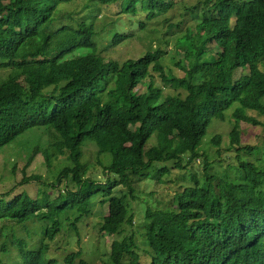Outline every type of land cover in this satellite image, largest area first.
<instances>
[{
  "label": "trees",
  "instance_id": "trees-1",
  "mask_svg": "<svg viewBox=\"0 0 264 264\" xmlns=\"http://www.w3.org/2000/svg\"><path fill=\"white\" fill-rule=\"evenodd\" d=\"M79 1L0 0V152L28 132L47 131L50 142L41 144L39 136L29 163L38 152L49 168L62 160L59 182L51 186L66 187L56 198L45 191L41 197L0 193V222L25 229L34 220L43 224L34 246L13 237L17 264H60L50 248L64 230V217L76 214L79 223L97 201L108 210L100 216L101 233L113 237L108 264H264V138L243 145L238 131L239 122L264 125L251 116L264 117V0H199L187 7L196 33L189 26L177 40L182 79L166 71L168 52L162 49L106 61L95 21L97 6L113 5L116 15L130 18L144 12L151 21L184 0H89L87 13L64 11ZM138 26L144 29L145 22ZM133 35L117 29L110 46ZM21 70L19 77L11 74ZM146 81L143 101L138 89ZM166 88L186 96H165ZM232 108L228 158L210 162L200 152L204 138ZM154 136L163 150H172L165 157L147 149ZM90 143L98 147L102 180L87 178ZM199 158L202 179L192 174V184L175 194L170 208L146 209L143 247L131 176L161 182L170 169L158 163L173 160L177 169H186ZM1 251L8 254L6 242ZM74 259L72 254L65 262Z\"/></svg>",
  "mask_w": 264,
  "mask_h": 264
},
{
  "label": "rangeland",
  "instance_id": "rangeland-1",
  "mask_svg": "<svg viewBox=\"0 0 264 264\" xmlns=\"http://www.w3.org/2000/svg\"><path fill=\"white\" fill-rule=\"evenodd\" d=\"M88 3L89 0H81L72 6L65 7L64 11L85 12V6ZM198 3L199 0H184L182 5L176 6L166 15L151 21L146 20L147 15L144 12H140L135 17L130 18L128 15H116L113 5L97 6L101 10L95 22L96 30L100 33L97 37V42L99 49H101L102 57L106 61L118 60L123 62L127 59H137L146 51L162 49L168 52L165 59L166 71H170L176 79H182L185 72L180 68V65L184 62V55L181 52L176 55V52L179 51L177 40L185 35L189 26L193 28V33H196L195 22L191 19V15L187 13L186 8ZM93 10L98 12L97 8ZM140 21L145 22V28L142 30L138 26ZM130 24L133 25L131 28L128 26ZM117 29L124 34L134 35L119 46L113 47L110 46V36ZM212 49L211 52L216 50L215 48ZM172 58H175V61ZM261 66L264 70V61ZM22 73V70L11 72L16 77H19ZM2 74L8 75L9 72H2ZM148 81L140 85L138 89L139 96L143 101ZM156 82L159 87H163L159 74L156 75ZM164 93L165 96H186L185 93L181 91L175 92L171 88H166ZM233 111H235V108L230 109L226 113V121L214 120L208 129L200 152H205L209 156L210 162L228 158L229 154H227L226 150L231 144L229 133L235 122L232 118ZM251 116L264 124V117L257 114H251ZM238 131L240 132V141L243 145H258L264 138V125L239 122ZM39 136L41 137V144L47 146L48 142H50V135L47 131L40 129L24 134L15 143L0 152V193H8L12 190L15 193L26 191L32 197H41V192L45 191L52 198H56L61 190L64 191L66 189L65 184L56 188L51 186L59 182L61 169L63 168L62 160L61 163H55L56 165L49 168L43 153L38 152L29 163L30 156L33 154L31 146L38 141ZM217 137H220V143L214 142ZM150 148L156 149L164 157L167 152L172 151L171 149L163 150L159 146L157 136H154L147 145V149ZM97 152L98 147L95 144H88L85 148L84 162L88 169L87 178L102 180L104 178V170L102 169L103 166L99 164ZM103 162L105 164L106 160L103 159ZM185 163L184 161L183 165ZM158 166L159 169L164 167L170 169V174L162 178L161 182L131 176V185L135 190L134 194L137 196L136 200H131L135 216V230L138 231L139 243L143 247H146L141 238L146 209L148 207L170 208L175 194L192 184V174H195L200 179L204 175V162L201 158L195 160L186 169H177L173 160L160 162ZM153 175L151 174V176ZM35 178H39V180H31ZM24 179H29L31 182L22 184ZM123 190L125 191V189ZM107 214V207L101 206L100 201H97L93 213L79 223H76L78 215L65 216L64 230L51 243L50 256L58 259L60 264H67L65 260L72 254L75 255L73 264H108L113 237L104 236L100 229V216ZM74 223L78 224L77 229L73 227ZM42 225L41 221L34 220L26 224L27 230L24 226L18 225L13 221L0 222V258L3 263H18L17 250L12 244L13 237L28 239L31 241V245L34 246L37 239L40 238ZM5 242L9 249L7 255L1 253L2 244Z\"/></svg>",
  "mask_w": 264,
  "mask_h": 264
}]
</instances>
